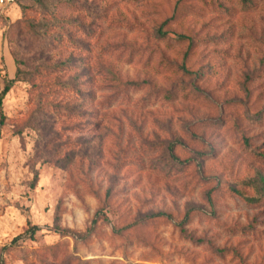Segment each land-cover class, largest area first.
Here are the masks:
<instances>
[{"label": "rangeland", "instance_id": "obj_1", "mask_svg": "<svg viewBox=\"0 0 264 264\" xmlns=\"http://www.w3.org/2000/svg\"><path fill=\"white\" fill-rule=\"evenodd\" d=\"M14 79L0 264H264V0L0 6Z\"/></svg>", "mask_w": 264, "mask_h": 264}, {"label": "trees", "instance_id": "obj_2", "mask_svg": "<svg viewBox=\"0 0 264 264\" xmlns=\"http://www.w3.org/2000/svg\"><path fill=\"white\" fill-rule=\"evenodd\" d=\"M20 0H16L15 3L19 2ZM256 0H240V3L245 7V8H249V7H252L253 4L255 3ZM223 2V0H222ZM14 3V4H15ZM221 6H224V4H220ZM17 66H19V64H17V62H15ZM21 73V70L19 68H17V72H16V75L19 76ZM15 82V79L14 80H8L6 81V85H5V88L2 92V96L0 97V109L2 107V101H3V98L10 92V90L12 89V86ZM174 148L172 147V150ZM262 181V185H264V179H261ZM262 190L264 191V188H262ZM247 202H249L250 204H260V201L257 200V199H254V198H250V199H247L246 200ZM164 215H158L157 217H163Z\"/></svg>", "mask_w": 264, "mask_h": 264}, {"label": "built area", "instance_id": "obj_3", "mask_svg": "<svg viewBox=\"0 0 264 264\" xmlns=\"http://www.w3.org/2000/svg\"><path fill=\"white\" fill-rule=\"evenodd\" d=\"M16 2V0H0V6H9Z\"/></svg>", "mask_w": 264, "mask_h": 264}]
</instances>
